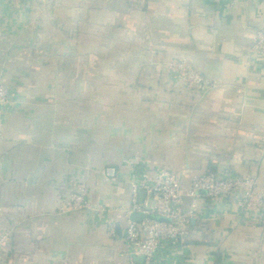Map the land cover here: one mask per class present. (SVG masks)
Returning a JSON list of instances; mask_svg holds the SVG:
<instances>
[{
  "label": "crops",
  "instance_id": "obj_1",
  "mask_svg": "<svg viewBox=\"0 0 264 264\" xmlns=\"http://www.w3.org/2000/svg\"><path fill=\"white\" fill-rule=\"evenodd\" d=\"M261 28L264 0H0V264H144L124 238L138 164L264 193ZM172 59L210 88L171 77ZM81 185L104 211L63 209ZM183 211L184 247L162 245L158 264H264V221L234 195Z\"/></svg>",
  "mask_w": 264,
  "mask_h": 264
},
{
  "label": "built area",
  "instance_id": "obj_2",
  "mask_svg": "<svg viewBox=\"0 0 264 264\" xmlns=\"http://www.w3.org/2000/svg\"><path fill=\"white\" fill-rule=\"evenodd\" d=\"M229 5H236L241 0H227ZM254 46L264 60V28L258 29L254 35ZM171 77L194 88L197 92L207 91L210 82L192 65L183 59H172L166 65ZM11 92L8 84L0 76V129L4 125L2 108L10 103ZM138 183L133 187L131 205L126 210L128 217L124 238L132 253L144 256V264H158L157 253L162 245L184 247L188 237L190 219L183 211L186 197L195 200L203 193L210 202H217L224 196L234 195L240 208L264 221V193L257 188V180L251 176L221 177L214 171L194 175L188 185L181 183L176 175L166 169L151 172L144 164L135 167ZM80 183V181L78 182ZM144 191L146 198L139 201V193ZM195 207L194 202L191 204ZM66 211H83L98 209L90 198L87 187L81 185L70 190L63 205ZM133 213L146 216H159L165 220L149 217L140 222L132 221ZM109 233H115L114 225H109ZM8 234L0 232V252L7 243Z\"/></svg>",
  "mask_w": 264,
  "mask_h": 264
},
{
  "label": "water",
  "instance_id": "obj_3",
  "mask_svg": "<svg viewBox=\"0 0 264 264\" xmlns=\"http://www.w3.org/2000/svg\"><path fill=\"white\" fill-rule=\"evenodd\" d=\"M140 195H141V200H142V197L145 195V192L144 191H142L141 193H140ZM146 217H149V218H152V219H156V220H165V218H163V217H159V216H153V215H150V216H146V215H144V214H142V213H133L131 216H130V218H131V220L132 221H136V222H140V221H142L144 218H146ZM138 259L140 260V261H144V256H141L140 255V257H138Z\"/></svg>",
  "mask_w": 264,
  "mask_h": 264
},
{
  "label": "rangeland",
  "instance_id": "obj_4",
  "mask_svg": "<svg viewBox=\"0 0 264 264\" xmlns=\"http://www.w3.org/2000/svg\"><path fill=\"white\" fill-rule=\"evenodd\" d=\"M9 104L5 105L2 110H3V113H5V108L8 106ZM3 120H4V116H3Z\"/></svg>",
  "mask_w": 264,
  "mask_h": 264
}]
</instances>
